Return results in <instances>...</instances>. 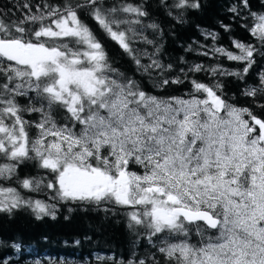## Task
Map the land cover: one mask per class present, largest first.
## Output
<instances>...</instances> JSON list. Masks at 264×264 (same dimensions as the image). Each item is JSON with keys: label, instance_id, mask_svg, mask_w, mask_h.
<instances>
[{"label": "snow or ice", "instance_id": "obj_1", "mask_svg": "<svg viewBox=\"0 0 264 264\" xmlns=\"http://www.w3.org/2000/svg\"><path fill=\"white\" fill-rule=\"evenodd\" d=\"M150 4L178 24L203 7L24 0L16 20L0 13V213L55 220L58 205L71 204L120 215L147 245L128 258L96 256L103 264H264V67L253 74L264 58V11L224 0L228 22L216 25L229 45L196 25L205 43L185 49L217 62L166 63ZM234 25L253 40L233 38ZM108 44L153 89L185 90H145L114 66ZM24 167L35 174L22 176Z\"/></svg>", "mask_w": 264, "mask_h": 264}, {"label": "trees", "instance_id": "obj_2", "mask_svg": "<svg viewBox=\"0 0 264 264\" xmlns=\"http://www.w3.org/2000/svg\"><path fill=\"white\" fill-rule=\"evenodd\" d=\"M23 2L24 0H0V13L8 20H16L21 15L18 3ZM223 2L224 0H201L202 9L190 12L184 24H178L165 17L150 4L149 11L152 13L150 19H155L164 30L162 59L167 63L177 61L183 56L190 64H215L217 62L215 59L201 57L196 51L187 52L185 49L189 45L195 49L197 45L194 41L205 43L196 25L220 32L219 43L229 45V34H225L216 25L217 19L228 22L221 8ZM251 4L253 11H264V0H251ZM230 35L243 41L253 40L247 32L235 25ZM106 47L114 66L130 76L134 75L142 82L145 90L169 95L179 94V91L185 90L178 89L177 86H173L167 93L153 89L152 81L135 72V66L119 47L115 44H108ZM220 63L229 69L235 67L234 62L221 60ZM261 67H264V58H258L253 74ZM196 78L205 81L208 79L203 73L196 74ZM251 80L252 77L249 78L250 82ZM226 91L229 93L236 91V86L231 80L226 84ZM24 174H35V169L24 167L21 169V175ZM69 207L74 208V211L69 213ZM66 216L69 217L67 220ZM77 241L79 243H76ZM14 243H19L21 247L19 249L12 247ZM134 245L137 251H143L147 241L143 237L137 239V236L126 228L122 216L106 217L99 209L90 208L82 211L75 205L60 204L55 220L48 217L36 220L25 210H19L11 216L0 213V261L7 260L8 264H36V261H40V264H103L96 261V256L128 258ZM107 264H111V261Z\"/></svg>", "mask_w": 264, "mask_h": 264}]
</instances>
